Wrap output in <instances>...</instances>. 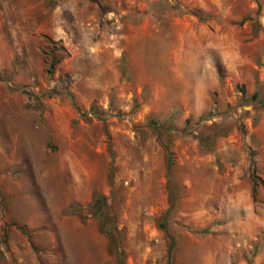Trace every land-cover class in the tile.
<instances>
[{
  "label": "rangeland",
  "instance_id": "374dc122",
  "mask_svg": "<svg viewBox=\"0 0 264 264\" xmlns=\"http://www.w3.org/2000/svg\"><path fill=\"white\" fill-rule=\"evenodd\" d=\"M164 220L264 264V0H0V264H168Z\"/></svg>",
  "mask_w": 264,
  "mask_h": 264
},
{
  "label": "trees",
  "instance_id": "16d2710c",
  "mask_svg": "<svg viewBox=\"0 0 264 264\" xmlns=\"http://www.w3.org/2000/svg\"><path fill=\"white\" fill-rule=\"evenodd\" d=\"M57 62H58V59L57 60L52 59L50 61V63L48 64V67H47L48 73L51 74L54 71V68H55V65L57 64ZM241 90L243 91V89H241ZM255 96H256V93L253 94V98H255ZM151 122L154 123L153 121H151ZM170 166H171V162H170L169 156H168L167 169H169ZM251 178L253 181V185L254 186L257 185L260 178L256 174V168H255L253 160H252ZM254 190H255V187H253L252 191L254 192ZM1 198L3 199L2 195H1ZM105 201H106L105 196L100 195L98 193H95L93 198H92V201L88 204V207H89L90 212L100 221V230L102 231V233L106 234V236H108V238L111 239L112 235L117 232V229H116V227L112 221L108 222L104 219ZM69 210H72V212H75L79 215L81 214L79 211V207L76 204L72 205ZM159 226L166 231V234L168 237L167 257H168V264H170L171 253H172L173 246H174V239H173L172 235L166 229L165 220L163 222H160ZM19 228L22 232H25L24 227L21 226ZM5 235H6V233H5ZM108 250L111 253H115L116 256L118 254V258L121 257V252H117V250L114 248L112 242L109 244ZM121 264H124V263L121 262Z\"/></svg>",
  "mask_w": 264,
  "mask_h": 264
}]
</instances>
